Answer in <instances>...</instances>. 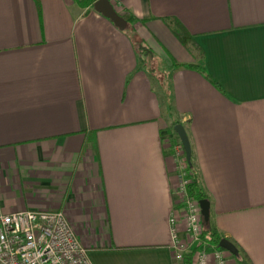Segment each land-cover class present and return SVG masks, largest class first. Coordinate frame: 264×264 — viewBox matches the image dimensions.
Here are the masks:
<instances>
[{"label":"crops","instance_id":"1","mask_svg":"<svg viewBox=\"0 0 264 264\" xmlns=\"http://www.w3.org/2000/svg\"><path fill=\"white\" fill-rule=\"evenodd\" d=\"M109 2L125 29L79 0H0V213L62 210L94 264H189L170 224L182 237L178 121L219 236L264 264V0Z\"/></svg>","mask_w":264,"mask_h":264},{"label":"built area","instance_id":"2","mask_svg":"<svg viewBox=\"0 0 264 264\" xmlns=\"http://www.w3.org/2000/svg\"><path fill=\"white\" fill-rule=\"evenodd\" d=\"M170 146L171 135L166 136ZM177 162V202L181 204L183 236L177 218H170L175 261L191 256L190 264H230L233 257L202 241L203 217L199 201L186 194V158L181 144L172 148ZM0 264H94L62 210L23 209L0 213Z\"/></svg>","mask_w":264,"mask_h":264},{"label":"trees","instance_id":"3","mask_svg":"<svg viewBox=\"0 0 264 264\" xmlns=\"http://www.w3.org/2000/svg\"><path fill=\"white\" fill-rule=\"evenodd\" d=\"M96 0H79V2L83 3L84 5H92ZM170 29L172 30L173 34L175 37L180 41V43L186 47L190 51H195L198 52V58L202 59L203 58V52L202 50L195 44V42L192 40L191 36L183 29V27L178 23L175 22L174 26H170ZM137 51L140 55V59L145 61L143 56L149 55L150 51L149 49L143 45L142 42H139L136 44ZM146 63H144L145 65ZM151 67V66H149ZM172 68L178 69V68H192L195 70H198L200 73L204 74L205 77L209 78V75L206 73V70L204 67L198 64H180L176 62H172ZM150 70H152L150 68ZM154 71V70H152ZM210 79V78H209ZM211 81V79H210ZM212 83L220 89L218 84L214 81ZM221 90V89H220ZM167 97L169 99V93L167 92ZM180 122L174 121L171 125V131L173 132V127ZM188 122H184V125H187ZM180 140L177 137V135H174L170 138V146L168 149V153L172 152V148L175 145H179ZM184 172L186 173V179H187V184H186V194L188 197L196 199L197 201L207 199V195L203 191L200 181H199V176L196 172V169L194 167V163L192 161L188 162L186 160V166L184 168ZM202 241L206 242L208 246H218L219 241L222 239L214 224L212 223L211 217L207 223L203 221V232L201 235ZM239 255L235 257L236 264H250L248 261V258L244 256L243 252L238 249ZM190 258L191 256H186L187 262L190 264Z\"/></svg>","mask_w":264,"mask_h":264},{"label":"water","instance_id":"4","mask_svg":"<svg viewBox=\"0 0 264 264\" xmlns=\"http://www.w3.org/2000/svg\"><path fill=\"white\" fill-rule=\"evenodd\" d=\"M93 9L102 14L104 17L108 18L118 29H125L126 20L118 13H116L109 0H96L93 3ZM173 131L180 140L186 160L190 162L192 149L184 126L178 123L173 127ZM199 206L203 221L207 223L210 219V203L207 199H203L199 201ZM218 247L225 249L234 257H237L239 255L237 247L228 239L222 238L218 243Z\"/></svg>","mask_w":264,"mask_h":264},{"label":"rangeland","instance_id":"5","mask_svg":"<svg viewBox=\"0 0 264 264\" xmlns=\"http://www.w3.org/2000/svg\"><path fill=\"white\" fill-rule=\"evenodd\" d=\"M166 55H167L168 59H170V60L172 59L170 57V55H168V54H166ZM143 58L146 59L145 62H147L151 66L150 68L152 70H154L155 80H158V82H159V80L162 79L165 82H167V76H166L167 74H166V72H164V66L165 65H164L163 61L160 58H155L154 56H152V54H150L148 56L145 55V56H143ZM155 83H156V85L159 84V83L157 84L156 81H155ZM159 86H162V87L164 86L165 87V85L161 81H160ZM231 263H233V260L231 261Z\"/></svg>","mask_w":264,"mask_h":264}]
</instances>
